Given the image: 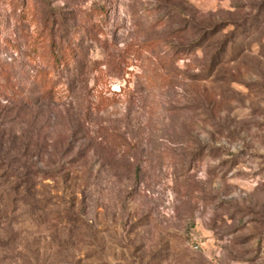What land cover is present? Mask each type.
I'll use <instances>...</instances> for the list:
<instances>
[{"label": "rangeland", "instance_id": "obj_1", "mask_svg": "<svg viewBox=\"0 0 264 264\" xmlns=\"http://www.w3.org/2000/svg\"><path fill=\"white\" fill-rule=\"evenodd\" d=\"M21 3L0 0V264H264V0ZM49 31L78 50L45 94Z\"/></svg>", "mask_w": 264, "mask_h": 264}, {"label": "trees", "instance_id": "obj_2", "mask_svg": "<svg viewBox=\"0 0 264 264\" xmlns=\"http://www.w3.org/2000/svg\"><path fill=\"white\" fill-rule=\"evenodd\" d=\"M21 2L22 5H24L26 8H29L30 2H32V0H21ZM92 10L96 16H103L106 14V8L104 7V4H100L98 7H95ZM39 37H41V45L48 49V54L41 55L40 52L37 54L35 50H33L30 54V58L33 60L39 58L40 56H42V58H45L46 56L47 58V67H49V69L45 72H39L34 79L35 82L40 86V90L46 94L53 90L54 85L52 73L67 69L71 61H74L76 50H78L74 46L76 44L74 38L77 37V33H73L71 38L67 39H63V37L57 38L56 34H52V31H49L48 34H41ZM7 74V71H5V69L0 64V79L6 77ZM1 86H4V82L0 83V88Z\"/></svg>", "mask_w": 264, "mask_h": 264}]
</instances>
